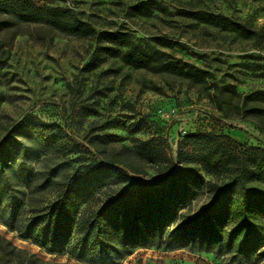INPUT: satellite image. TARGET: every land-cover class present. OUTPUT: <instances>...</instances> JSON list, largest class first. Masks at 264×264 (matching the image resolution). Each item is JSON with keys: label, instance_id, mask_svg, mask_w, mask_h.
Returning a JSON list of instances; mask_svg holds the SVG:
<instances>
[{"label": "trees", "instance_id": "16d2710c", "mask_svg": "<svg viewBox=\"0 0 264 264\" xmlns=\"http://www.w3.org/2000/svg\"><path fill=\"white\" fill-rule=\"evenodd\" d=\"M185 15L245 41L264 40V31L246 22L200 11ZM0 18V31L27 25L92 41L94 69L119 58L135 70L207 84L177 60L157 50L146 54L126 35L97 32L72 13L16 1L0 6ZM213 98L223 118L249 122L264 136V92L242 95L215 85ZM136 153L162 163V153L148 143L139 144ZM88 154L60 126L24 116L0 142V222L47 253L83 264H119L138 249L162 243L172 250L230 256L235 264H264V148L232 147L210 133L187 134L179 140L175 164L165 159V178L153 185L114 168L130 169L118 154L105 159L106 165H73L80 163L73 156ZM206 185L208 203L192 216L183 214ZM113 186L122 189L102 201ZM0 264L47 263L0 236Z\"/></svg>", "mask_w": 264, "mask_h": 264}, {"label": "rangeland", "instance_id": "374dc122", "mask_svg": "<svg viewBox=\"0 0 264 264\" xmlns=\"http://www.w3.org/2000/svg\"><path fill=\"white\" fill-rule=\"evenodd\" d=\"M16 1L75 14L97 32L124 34L139 50H157L204 76L207 84L135 70L119 58H108L94 69L92 41L62 37L45 27L15 25L0 31V142L24 116L32 115L60 126L89 151L73 156L80 162L73 165H106L105 159L118 154L140 173L113 167L148 185L165 178L168 162L163 161L175 164L179 140L187 134L210 133L232 147L264 148V136L251 123L223 118L213 98L215 85L242 95L264 92V40L245 41L185 15L206 12L264 31V0H0V6ZM141 143L162 153L160 166L137 155ZM121 189L104 191L102 201ZM209 190L206 185L182 213H198L211 199ZM0 236L44 263L83 264L47 253L1 222ZM119 264L235 262L230 256L172 250L162 243L138 249Z\"/></svg>", "mask_w": 264, "mask_h": 264}]
</instances>
